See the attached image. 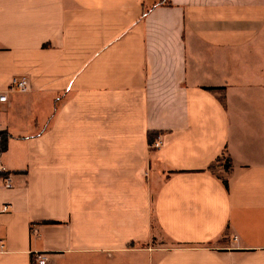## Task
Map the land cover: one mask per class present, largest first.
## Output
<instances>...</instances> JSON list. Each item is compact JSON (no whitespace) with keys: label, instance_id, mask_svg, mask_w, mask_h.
Returning a JSON list of instances; mask_svg holds the SVG:
<instances>
[{"label":"crops","instance_id":"1","mask_svg":"<svg viewBox=\"0 0 264 264\" xmlns=\"http://www.w3.org/2000/svg\"><path fill=\"white\" fill-rule=\"evenodd\" d=\"M0 92V264H264V0H0Z\"/></svg>","mask_w":264,"mask_h":264},{"label":"built area","instance_id":"2","mask_svg":"<svg viewBox=\"0 0 264 264\" xmlns=\"http://www.w3.org/2000/svg\"><path fill=\"white\" fill-rule=\"evenodd\" d=\"M29 85H30L29 78L25 76H16L11 79L9 86H8V92H26L29 89ZM6 102H7L6 93L0 92V103H6ZM162 145H163V140L161 139V137H158L156 141L151 145V148L153 150H157L161 148ZM4 174H5V169L2 166L1 160H0V176H4ZM5 182H6V185H5L6 188H12V175L11 174L6 175ZM8 212H9V206L5 205L2 213H8ZM4 250H5V244L3 243V241H0V252H3ZM35 256H36V259H35V262H33V264H46V259L43 255L36 254Z\"/></svg>","mask_w":264,"mask_h":264},{"label":"trees","instance_id":"3","mask_svg":"<svg viewBox=\"0 0 264 264\" xmlns=\"http://www.w3.org/2000/svg\"><path fill=\"white\" fill-rule=\"evenodd\" d=\"M211 91H219V92H223L224 89H210ZM222 102L223 104L225 105V97L223 96L222 98ZM156 135L155 134H152V133H149L148 135V140H149V143L150 145H152L155 141H156ZM8 140H9V134L5 131H1L0 132V156H2L6 151H7V147H8ZM220 161V160H219ZM221 162L223 163L224 162V169L225 171H228L230 169V160L227 159V160H221ZM215 166L216 164H213L211 166V170L213 172L216 173V170H215ZM222 180H223V183L224 185L228 188V181L225 180V178H223L221 175H218ZM48 224H55V222H46Z\"/></svg>","mask_w":264,"mask_h":264},{"label":"rangeland","instance_id":"4","mask_svg":"<svg viewBox=\"0 0 264 264\" xmlns=\"http://www.w3.org/2000/svg\"><path fill=\"white\" fill-rule=\"evenodd\" d=\"M2 157V156H1ZM156 228V227H155ZM158 233V232H157ZM157 233H155V235L157 234ZM155 245L156 246H165V247H167L168 246V243L166 242V240H165V237L163 236V235H161L160 233H158V238L156 239L155 238Z\"/></svg>","mask_w":264,"mask_h":264}]
</instances>
